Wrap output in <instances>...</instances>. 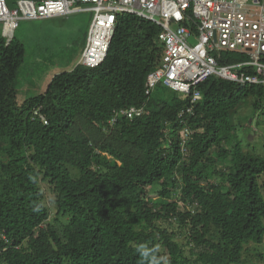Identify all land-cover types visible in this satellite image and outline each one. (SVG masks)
I'll return each mask as SVG.
<instances>
[{
    "label": "trees",
    "instance_id": "16d2710c",
    "mask_svg": "<svg viewBox=\"0 0 264 264\" xmlns=\"http://www.w3.org/2000/svg\"><path fill=\"white\" fill-rule=\"evenodd\" d=\"M160 32L118 12L104 62L66 68L43 93L21 82L25 42L0 35V264H148L141 244L162 264H240L264 243V158L245 151L231 119L245 101L261 109L264 87L211 76L180 117L190 94L145 92ZM131 108L141 115L121 113ZM162 222H177L184 240Z\"/></svg>",
    "mask_w": 264,
    "mask_h": 264
},
{
    "label": "built area",
    "instance_id": "2783aa9c",
    "mask_svg": "<svg viewBox=\"0 0 264 264\" xmlns=\"http://www.w3.org/2000/svg\"><path fill=\"white\" fill-rule=\"evenodd\" d=\"M78 12L93 14L78 62L88 68L104 62L118 12L140 16L161 28L158 40L163 55L158 67L147 76L145 92L149 95L162 84L172 91L190 94V107L180 117L192 114L193 105L202 97L195 86L211 76L240 86L264 87V0H45L40 4L20 0L13 9L0 0V23L7 42L21 20L66 17ZM223 53L239 57L224 61ZM121 113L132 119L140 116L141 110L131 108ZM118 116L110 123L115 124Z\"/></svg>",
    "mask_w": 264,
    "mask_h": 264
},
{
    "label": "rangeland",
    "instance_id": "374dc122",
    "mask_svg": "<svg viewBox=\"0 0 264 264\" xmlns=\"http://www.w3.org/2000/svg\"><path fill=\"white\" fill-rule=\"evenodd\" d=\"M92 20V13L72 14L68 17L47 21L21 20L15 33L28 48L26 67L21 82L28 83L43 93L54 75L66 68L71 69L72 65L77 64L81 59L82 46L85 43L84 34L88 26L90 28ZM35 29L39 33H36ZM0 35L4 37L2 23H0ZM44 47L47 49L41 51L40 49ZM68 64L69 67H67ZM231 119L239 127L238 140L244 146L245 151L249 149L255 155L264 158V103L261 109L254 110L249 100L245 101L234 112ZM215 181L221 182L220 177H217ZM259 184L264 188V174L259 178ZM156 191V188L149 191V197L153 201L157 199ZM43 192L46 201L49 202L51 194L46 186ZM176 200L178 199L175 198ZM54 214L55 211L52 210L51 221ZM159 225L173 233L178 241L184 240L185 234L180 230L177 222H162ZM263 254L264 243L259 246L250 244L240 264H264Z\"/></svg>",
    "mask_w": 264,
    "mask_h": 264
},
{
    "label": "clouds",
    "instance_id": "9594fccd",
    "mask_svg": "<svg viewBox=\"0 0 264 264\" xmlns=\"http://www.w3.org/2000/svg\"><path fill=\"white\" fill-rule=\"evenodd\" d=\"M158 250V248L149 249L146 245L143 244L138 247L140 255L148 261V264H162V258L156 255Z\"/></svg>",
    "mask_w": 264,
    "mask_h": 264
},
{
    "label": "water",
    "instance_id": "95a60500",
    "mask_svg": "<svg viewBox=\"0 0 264 264\" xmlns=\"http://www.w3.org/2000/svg\"><path fill=\"white\" fill-rule=\"evenodd\" d=\"M3 35H4V34H3ZM12 37H13V36H12ZM11 40H12V38H11ZM11 40H10V41H11ZM10 41H9V42H10Z\"/></svg>",
    "mask_w": 264,
    "mask_h": 264
},
{
    "label": "bare ground",
    "instance_id": "6f19581e",
    "mask_svg": "<svg viewBox=\"0 0 264 264\" xmlns=\"http://www.w3.org/2000/svg\"><path fill=\"white\" fill-rule=\"evenodd\" d=\"M207 80V79H206Z\"/></svg>",
    "mask_w": 264,
    "mask_h": 264
}]
</instances>
